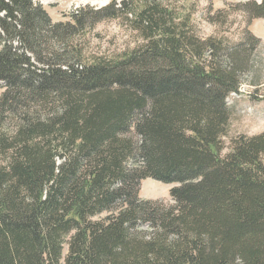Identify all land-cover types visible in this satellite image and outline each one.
I'll return each instance as SVG.
<instances>
[{
    "label": "trees",
    "instance_id": "1",
    "mask_svg": "<svg viewBox=\"0 0 264 264\" xmlns=\"http://www.w3.org/2000/svg\"><path fill=\"white\" fill-rule=\"evenodd\" d=\"M235 7L264 21V0ZM122 18L142 44L83 63L75 38ZM246 48L155 0L56 23L0 0V264H264V132L221 143Z\"/></svg>",
    "mask_w": 264,
    "mask_h": 264
},
{
    "label": "rangeland",
    "instance_id": "2",
    "mask_svg": "<svg viewBox=\"0 0 264 264\" xmlns=\"http://www.w3.org/2000/svg\"><path fill=\"white\" fill-rule=\"evenodd\" d=\"M43 7L52 22L70 21L79 9H100L111 0H33ZM175 17L185 19L194 36L220 41L227 48L240 43L246 46V71L239 77V91L230 94L225 103L230 113L226 135L222 137L223 155L230 149L231 139L254 136L264 132V21L248 20L237 10V4L251 0H155ZM258 1V0H256ZM141 6L143 4L141 3ZM130 18V16H128ZM131 24V23H130ZM124 18L104 20L82 37L75 38L82 49L83 63L95 58L116 60L143 42ZM255 39L248 43L249 39ZM1 92V90H0ZM175 185H164L151 179L141 182L139 197L145 201L173 205L169 190ZM67 247L63 248V258Z\"/></svg>",
    "mask_w": 264,
    "mask_h": 264
}]
</instances>
